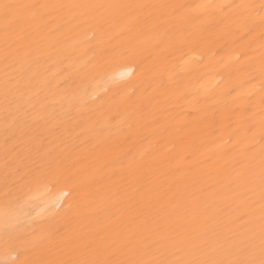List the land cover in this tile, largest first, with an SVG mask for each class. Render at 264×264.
<instances>
[{
	"label": "bare ground",
	"instance_id": "obj_1",
	"mask_svg": "<svg viewBox=\"0 0 264 264\" xmlns=\"http://www.w3.org/2000/svg\"><path fill=\"white\" fill-rule=\"evenodd\" d=\"M5 2L172 7L109 14L106 22L79 10H50L24 24L18 91L7 104L0 31V186L6 161L22 171L54 162L71 178L33 185L10 205L0 198V264H12L13 244L51 222L73 184L84 207L70 223L55 225L53 245L115 235L133 227L136 210L166 209L190 243L234 253L254 246L258 256V223L243 227L238 219L251 209L238 197L244 178L233 166L246 147L255 145L254 154L261 147L259 18L249 33L232 9L201 6L264 0ZM258 193L257 187L256 200ZM5 219L20 224L11 237ZM174 252L165 256L183 255Z\"/></svg>",
	"mask_w": 264,
	"mask_h": 264
},
{
	"label": "snow or ice",
	"instance_id": "obj_2",
	"mask_svg": "<svg viewBox=\"0 0 264 264\" xmlns=\"http://www.w3.org/2000/svg\"><path fill=\"white\" fill-rule=\"evenodd\" d=\"M167 8V5H130V4H42V3H0V31L3 33L4 95L6 104L9 97L18 91L15 73L20 49L17 38L20 28L27 23L47 14L50 10H79L81 17H90L97 21H107L109 14L121 17L132 9ZM217 7L221 12L232 9L237 21L248 26L249 33L255 30L259 18V79H260V120L261 147L258 154L253 153L255 145L246 147L239 159L234 161V171H239L244 178V191L238 197L248 203L251 211L243 213L238 219L245 223L243 227L259 225V255L255 247L250 246L233 252L231 248L212 247L204 243H190L180 227L170 221L166 209L153 212L152 209H138L131 216L129 230L104 236L97 232L92 237L78 236L73 245H53L57 235L56 224H68L74 216L82 211L85 197L79 196V189L71 185L62 193L63 202L52 211L51 222L42 224L23 238L19 245L13 244L16 250L12 264H264V3L237 5H205ZM179 14V9H177ZM113 51L112 56L123 55ZM247 53H245L246 55ZM253 67V65H249ZM124 73L120 76L123 77ZM255 79V77H253ZM250 94L246 103L251 104ZM251 131V128H249ZM258 169V171H257ZM54 162H47L35 169L22 171L5 162L3 184L0 186L3 202L10 205L16 202L25 189L33 185L44 186L50 182L70 183ZM259 189L258 200L254 199ZM74 193L76 195H74ZM259 204L258 217L255 204ZM20 227L19 222L4 221V234L11 237ZM29 237H31L29 239ZM175 249L174 255L182 253L177 259H168L165 251ZM31 252V255H29ZM158 252L159 256L154 253Z\"/></svg>",
	"mask_w": 264,
	"mask_h": 264
}]
</instances>
